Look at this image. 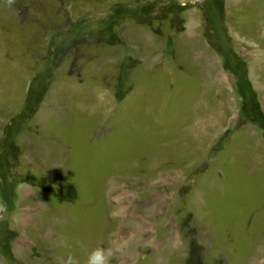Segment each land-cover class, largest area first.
I'll return each instance as SVG.
<instances>
[{
	"label": "rangeland",
	"instance_id": "rangeland-1",
	"mask_svg": "<svg viewBox=\"0 0 264 264\" xmlns=\"http://www.w3.org/2000/svg\"><path fill=\"white\" fill-rule=\"evenodd\" d=\"M0 264H264V0H0Z\"/></svg>",
	"mask_w": 264,
	"mask_h": 264
},
{
	"label": "clouds",
	"instance_id": "clouds-1",
	"mask_svg": "<svg viewBox=\"0 0 264 264\" xmlns=\"http://www.w3.org/2000/svg\"><path fill=\"white\" fill-rule=\"evenodd\" d=\"M14 0H7V4L10 6ZM5 206L0 205V212H6ZM114 256V250L111 247L97 246L92 249L85 260V264H110L112 257ZM65 264H79V261L69 256L65 261Z\"/></svg>",
	"mask_w": 264,
	"mask_h": 264
}]
</instances>
